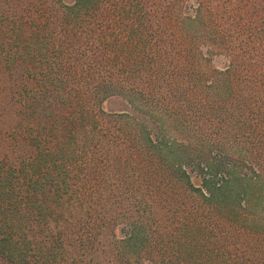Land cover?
<instances>
[{"label": "trees", "instance_id": "obj_1", "mask_svg": "<svg viewBox=\"0 0 264 264\" xmlns=\"http://www.w3.org/2000/svg\"><path fill=\"white\" fill-rule=\"evenodd\" d=\"M1 73L0 264H264V0H0Z\"/></svg>", "mask_w": 264, "mask_h": 264}, {"label": "rangeland", "instance_id": "obj_2", "mask_svg": "<svg viewBox=\"0 0 264 264\" xmlns=\"http://www.w3.org/2000/svg\"><path fill=\"white\" fill-rule=\"evenodd\" d=\"M65 2H72L73 0H64ZM214 66L215 67H219L222 68L223 66H225L226 64V59L225 58H218L215 59L214 61ZM11 82V79L9 77H7V75L5 73H1L0 74V83L4 84L6 83L7 85ZM0 100H4V95L0 94ZM104 109L107 112H121V111H129L130 108L127 106V103L125 102V100L123 98L120 97H113L110 100H108L105 104H104ZM1 120L4 121L3 118L0 117ZM14 122V119H13ZM156 131L155 127H151V129ZM198 184V183H197Z\"/></svg>", "mask_w": 264, "mask_h": 264}]
</instances>
